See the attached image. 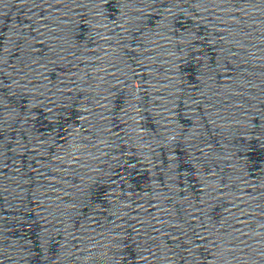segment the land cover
<instances>
[{
    "label": "water",
    "instance_id": "water-1",
    "mask_svg": "<svg viewBox=\"0 0 264 264\" xmlns=\"http://www.w3.org/2000/svg\"><path fill=\"white\" fill-rule=\"evenodd\" d=\"M0 264H264V0H0Z\"/></svg>",
    "mask_w": 264,
    "mask_h": 264
}]
</instances>
